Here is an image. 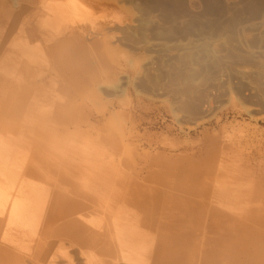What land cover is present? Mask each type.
Listing matches in <instances>:
<instances>
[{
	"label": "rangeland",
	"instance_id": "1",
	"mask_svg": "<svg viewBox=\"0 0 264 264\" xmlns=\"http://www.w3.org/2000/svg\"><path fill=\"white\" fill-rule=\"evenodd\" d=\"M46 1L0 0V185L44 190L54 264H264V0H80L54 39Z\"/></svg>",
	"mask_w": 264,
	"mask_h": 264
},
{
	"label": "bare ground",
	"instance_id": "2",
	"mask_svg": "<svg viewBox=\"0 0 264 264\" xmlns=\"http://www.w3.org/2000/svg\"><path fill=\"white\" fill-rule=\"evenodd\" d=\"M42 6H43L44 15L42 16V19H41V25L44 26L45 29H47L48 31H50L52 33V35H51L52 39H54L55 36H57L59 34H63V33H61L62 32V26H65L66 28H68L69 26L71 27V25L76 24V22L85 20L84 16L89 13L87 11V7L84 4H82L80 2V0H49V1L44 2ZM87 18L88 17H86V19ZM45 40L47 42H50L49 39H45ZM66 40L67 41H65V43H64L65 46L68 45L67 47H69V48H71V47L75 48L76 42L74 39H72L71 37H68V38H66ZM22 50H23V48H22ZM54 50H55V47L53 45H51V43L48 44V47L46 48V50L43 48V46L38 48V51L40 53H43V54L46 51H50L52 54V52H54ZM71 51H73V50L71 49ZM86 51H87V49H85V52ZM21 52H23V51H21ZM83 64H85V63H83ZM27 70H28V68H27ZM36 73L38 74L37 75L38 78L43 76V74L41 75V72H36ZM43 73L45 74V72H43ZM33 87H34V85H33ZM69 88L71 89L70 86H69ZM18 90L21 93V86L18 88ZM14 91H15V89H14ZM35 101L31 102L32 106H35V105L38 106L37 102H35ZM26 103H27V101H26ZM60 108H62V107H60ZM23 109L24 108H22V110ZM41 110H42V108H41ZM40 128H41V126H40ZM30 135H32V134H30ZM35 137H37V136H35ZM96 160H98V159H96ZM93 163H95V162H93ZM100 163H101V161H100ZM19 164H20V162L15 161L11 166L15 165L14 167L19 168V166L21 165V164L20 165ZM10 167H8V169L6 170L8 172V175H10V180L9 179L8 180L11 182V184H14L13 178L17 174H16V171L13 170V168L10 169ZM1 171L2 170L0 169L1 176L2 177L4 176L3 178L5 179V177H6L5 175H7V174H5L4 172H1ZM33 174H35V172L32 173L31 175H33ZM39 178H40V176H39ZM6 182H8V181H6ZM3 183L4 182H1V185H0V258H1L0 264H25V259H24L25 255H22L21 253L18 254L16 245L20 246V244H22L21 240H20L21 234L24 233V231L26 229L35 230V232L39 235L37 240L33 241L34 244L31 245L27 249V251L29 250V253H24V254H27L29 256L28 262L30 264H54V259L57 258L56 257L57 254L55 255L54 254L55 252L53 250H51V245H52L51 243L52 242H49L47 240L48 232H49V229L51 227V222H53L52 221V219H53V216H52L53 208L51 209V206H50L47 209L46 205L48 203L46 204V197H45L46 195L44 193V190H41L40 187H37L32 182L30 184L25 183V185H23V186H18V188L13 190L12 192L11 191L7 192V190H5L3 188V185H4ZM6 186L9 187L10 185L8 186V184H7ZM8 189H11V188H8ZM47 198H48V196H47ZM99 198L101 199L102 197L99 195ZM52 200H53V198H52ZM48 201H49V199H48ZM63 205H64V203H63ZM37 210H38V212H37ZM78 212H79V207H76V206L69 207L67 212H65L67 217H68L67 223H66V226L68 229L67 236L69 237L72 235H78L79 237L80 236L83 237L82 242L80 241L83 244H79V245L81 247H84V248L85 247L90 248L91 245L96 244L98 242V240L91 234L92 231L90 230L89 227H87L78 217H74V215H79ZM56 213H57V211H56ZM103 219H102V221H103ZM56 228H57V226H56ZM103 231H106V230H103ZM103 233H101V234H103ZM96 234H97V231H96ZM68 237H67V239H68ZM72 240L74 242L73 244L75 245V242H77V241L76 240L74 241V239H72ZM2 241L9 242L10 244H13V243H15V244L13 247H10L8 245H3L5 243H1ZM70 242H72V241H70ZM61 253H66L65 249L62 250ZM59 256H62V255H59Z\"/></svg>",
	"mask_w": 264,
	"mask_h": 264
}]
</instances>
